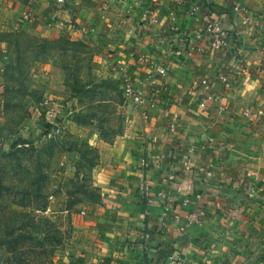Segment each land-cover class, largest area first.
<instances>
[{"label": "crops", "instance_id": "crops-1", "mask_svg": "<svg viewBox=\"0 0 264 264\" xmlns=\"http://www.w3.org/2000/svg\"><path fill=\"white\" fill-rule=\"evenodd\" d=\"M76 1L77 20L89 30L109 33L112 19L116 24L122 18L128 21L122 31L115 30L122 40L111 45L122 65V85L131 83L146 100L152 91L162 90L148 120L132 107L125 133L114 143L97 142L102 156L95 175L105 226L100 263L167 264L176 255L185 264H264V115L244 114L247 108L264 110V0H197L203 6L195 16L179 0ZM8 2L20 9L33 3L29 7L48 19H64L71 9L65 3L52 7L49 0ZM205 3L227 13L233 23L241 44L239 66L204 44L203 52L184 60L169 50L170 26L196 32L204 22ZM111 5L126 12L112 11L94 24L91 16ZM137 18L144 24L134 26ZM162 60L169 75L153 88L149 66ZM229 67L232 88L215 81L209 89L201 84ZM211 91L220 101L209 100L207 108L201 107L200 100ZM171 122L176 123L174 130ZM146 153L153 157L149 169L141 165ZM249 171L256 172L259 193L241 201L237 220L227 219L221 206L237 199L233 179ZM199 191L203 196L195 197ZM187 196L198 207L207 204L209 213L200 224L186 220L187 211L195 207L183 203Z\"/></svg>", "mask_w": 264, "mask_h": 264}, {"label": "rangeland", "instance_id": "rangeland-1", "mask_svg": "<svg viewBox=\"0 0 264 264\" xmlns=\"http://www.w3.org/2000/svg\"><path fill=\"white\" fill-rule=\"evenodd\" d=\"M77 2L65 3L66 18L48 19L33 3L0 0V264H101L104 254L98 143L123 135L132 109L111 47L128 21L110 19L109 33L89 30ZM119 8L93 14V23L126 12ZM137 19L134 26L144 24ZM46 102L59 106L61 135L49 133Z\"/></svg>", "mask_w": 264, "mask_h": 264}, {"label": "built area", "instance_id": "built-area-1", "mask_svg": "<svg viewBox=\"0 0 264 264\" xmlns=\"http://www.w3.org/2000/svg\"><path fill=\"white\" fill-rule=\"evenodd\" d=\"M59 3H66L67 0H57ZM181 4L186 5L187 11L190 15H197L202 9V2L197 0H179ZM206 4V12L204 15V22L200 29L194 33H190L183 27L179 25H172L169 28L170 34L167 35V39L171 40L173 43L169 46V50L180 54L181 59H186L193 55L195 52H203L204 48L202 44L209 48H214L220 50L223 54L228 55L232 58L234 66H239L241 64V44L239 36L236 29L229 19L227 13L218 12L213 7H211L209 2ZM208 7V8H207ZM26 18H31L32 12L30 9H26L24 13ZM157 20L151 21L155 23ZM183 42L185 45L184 49L178 47V42ZM170 71L169 65L166 61L162 60L156 66L150 67L149 71V83L153 88H157L159 81L166 79ZM220 82L225 89L232 88L233 85V71L232 69L225 68L220 73L217 74L214 80L205 78L201 81V84L210 88L213 83ZM160 90V89H159ZM159 90L152 91L151 98L149 99V104L147 107L143 106L145 103V98L142 96L141 91L136 89L131 83L127 82L123 85V95L125 99L130 103L132 107L137 108L141 114L142 118L148 120L150 118L151 108L160 100ZM221 96H216L211 92H207L202 100H200V106L207 108L209 100L220 101ZM48 111V121L50 123V132L55 135H61L64 133V124L56 119V113L59 106L56 104H49L46 102ZM246 115H264V110L259 107L247 108L244 111ZM53 120V122L51 121ZM170 128L174 130L176 128V123L171 122ZM146 136V134H145ZM147 137V136H146ZM155 140V139H154ZM141 165L145 169L151 168L153 165V157L146 153L141 158ZM256 172L249 171L243 175H240L233 179V186L237 190V199L234 201L226 200L223 202L222 214L225 215L227 219L237 220L242 215V200H251L260 190L256 184ZM203 196L202 192H196L195 197ZM184 204H192L195 206L186 213V220L189 224H200L205 216L208 215L209 210L207 209V204L198 207L191 196H187L183 199ZM85 213V210H82ZM167 264H185L184 260L180 256L172 255L168 258Z\"/></svg>", "mask_w": 264, "mask_h": 264}]
</instances>
